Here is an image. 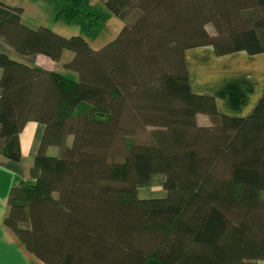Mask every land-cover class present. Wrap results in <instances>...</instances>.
I'll list each match as a JSON object with an SVG mask.
<instances>
[{
	"label": "trees",
	"instance_id": "16d2710c",
	"mask_svg": "<svg viewBox=\"0 0 264 264\" xmlns=\"http://www.w3.org/2000/svg\"><path fill=\"white\" fill-rule=\"evenodd\" d=\"M60 1L56 19L83 14L81 0ZM103 1L125 23L98 50L27 26L21 8L0 2V38L55 62L68 50L62 65L77 74L0 52V153L19 159L21 128L44 126L3 226L43 264L264 261V90L246 116L224 114L191 90L184 57L200 46L264 52V0ZM155 177L163 193L140 197Z\"/></svg>",
	"mask_w": 264,
	"mask_h": 264
},
{
	"label": "crops",
	"instance_id": "0c3cea01",
	"mask_svg": "<svg viewBox=\"0 0 264 264\" xmlns=\"http://www.w3.org/2000/svg\"><path fill=\"white\" fill-rule=\"evenodd\" d=\"M1 3L21 8V21L30 26L36 18L24 14L25 6L19 0H0ZM0 52L12 58L57 71L60 63L43 55H22L17 53L3 38H0ZM193 92L212 95L217 109L231 116H246L264 90V52L247 54L237 51L217 56L211 46L187 49L184 53ZM36 64V65H35ZM44 126L38 122H27L18 133L20 157L13 160L0 153V264H43L26 254L13 235L3 226L8 212L7 198L11 187L20 179L27 178L41 143ZM256 264H264V261Z\"/></svg>",
	"mask_w": 264,
	"mask_h": 264
},
{
	"label": "rangeland",
	"instance_id": "374dc122",
	"mask_svg": "<svg viewBox=\"0 0 264 264\" xmlns=\"http://www.w3.org/2000/svg\"><path fill=\"white\" fill-rule=\"evenodd\" d=\"M19 2L24 3L20 5L25 6L24 14L26 16L31 14L36 18V23L33 22L29 24L30 27H48L53 32L65 38L80 36L88 43L89 47L94 50H98L112 42L120 33L125 23L124 20L115 17L109 11L103 0H81L80 8L83 14L71 23H65L60 19H56V14L61 7L60 0H19ZM88 13L95 17H99L100 23L90 27L89 18L86 16ZM214 30L212 25H207L209 34L213 35L215 33ZM72 55L73 54L68 50L63 52L57 71L70 79H77V74L75 72H72L62 65V63L69 60ZM196 122L198 125H208L207 117L202 114L196 116ZM68 143H70V138L68 139ZM56 152H58V148L55 145H51L47 149V153L50 155H55ZM161 180V177H155L150 185L139 188V196L161 195L163 193ZM262 197L264 198V192L262 193Z\"/></svg>",
	"mask_w": 264,
	"mask_h": 264
}]
</instances>
